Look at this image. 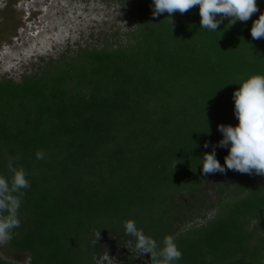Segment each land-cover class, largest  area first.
Masks as SVG:
<instances>
[{
  "label": "trees",
  "instance_id": "trees-1",
  "mask_svg": "<svg viewBox=\"0 0 264 264\" xmlns=\"http://www.w3.org/2000/svg\"><path fill=\"white\" fill-rule=\"evenodd\" d=\"M116 1L129 7L124 40L0 78V175L11 181V160L30 182L8 244L30 264H98L106 252L151 264L125 233L134 220L158 250L174 236L173 264H264V176L202 165L223 139L218 125L238 126L234 92L264 75V38L251 36L264 0L216 31L201 29L198 5L171 24L153 16L154 0ZM230 147L216 148L222 166Z\"/></svg>",
  "mask_w": 264,
  "mask_h": 264
},
{
  "label": "clouds",
  "instance_id": "clouds-1",
  "mask_svg": "<svg viewBox=\"0 0 264 264\" xmlns=\"http://www.w3.org/2000/svg\"><path fill=\"white\" fill-rule=\"evenodd\" d=\"M199 6L201 29L216 31L224 19L229 20L228 27L237 21L246 22L254 13L259 11L257 0H154L153 16L158 17L167 12L172 24L171 15L176 11L186 13L194 6ZM220 14L221 18L217 19ZM251 36L258 40L264 38V14L253 22ZM235 102L234 114L238 119V126L218 125V131L223 139L213 145L211 154L205 153L202 165L203 174L226 173L234 170L241 174L264 176V75H253L244 81L239 90L233 94ZM229 154L225 157V166L216 158V148H228ZM205 148L209 143H205ZM45 153L37 151L36 158L43 159ZM8 170L13 173L11 181L0 175V244L12 239L11 232L19 227L18 209L22 203L24 192L22 189L30 187L26 178L27 173L21 167H13L10 160ZM4 213H7L5 215ZM126 235L136 238L135 245L138 257L150 254L151 264H173L182 258L173 235H167L163 240V247L159 248L155 239L146 236L142 229H138L134 220L124 223ZM100 232L96 233L97 242ZM117 264L115 258H110L109 252L103 254L98 264Z\"/></svg>",
  "mask_w": 264,
  "mask_h": 264
},
{
  "label": "rangeland",
  "instance_id": "rangeland-1",
  "mask_svg": "<svg viewBox=\"0 0 264 264\" xmlns=\"http://www.w3.org/2000/svg\"><path fill=\"white\" fill-rule=\"evenodd\" d=\"M129 24V7L116 0H0V78L19 81L42 59L124 40ZM0 256L31 260L8 242L0 244Z\"/></svg>",
  "mask_w": 264,
  "mask_h": 264
}]
</instances>
